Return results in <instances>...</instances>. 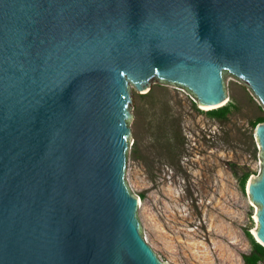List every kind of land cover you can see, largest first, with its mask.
<instances>
[{"label":"water","instance_id":"obj_1","mask_svg":"<svg viewBox=\"0 0 264 264\" xmlns=\"http://www.w3.org/2000/svg\"><path fill=\"white\" fill-rule=\"evenodd\" d=\"M228 77L264 107V0H0V264H164L124 180L129 84L213 110ZM254 136L264 246V122Z\"/></svg>","mask_w":264,"mask_h":264},{"label":"rangeland","instance_id":"obj_2","mask_svg":"<svg viewBox=\"0 0 264 264\" xmlns=\"http://www.w3.org/2000/svg\"><path fill=\"white\" fill-rule=\"evenodd\" d=\"M147 90L129 84L124 170L142 238L164 264H244L254 252L247 234L264 249L252 235L257 206L247 192L262 167L254 126L264 107L235 77L225 80L222 117L179 86L152 80ZM232 166L248 174L243 184Z\"/></svg>","mask_w":264,"mask_h":264},{"label":"trees","instance_id":"obj_3","mask_svg":"<svg viewBox=\"0 0 264 264\" xmlns=\"http://www.w3.org/2000/svg\"><path fill=\"white\" fill-rule=\"evenodd\" d=\"M230 105H224L220 108H217V109H213V110H210L209 113L216 116V117H222L227 111H228V107ZM256 123H255V126L259 123H262L264 122V118L262 117H259L256 119ZM254 126V128H255ZM135 143V142H134ZM134 143L132 144L134 146ZM132 154L135 153V149L132 148V151H131ZM232 174L235 176L236 180L237 181H240L241 184H243L247 178V175L248 174H242V175H238L237 172H236V167L235 166H232L230 168ZM247 237L250 239V242L251 244L253 245V248H254V252L251 253L250 255H243L242 256V261L244 264H257V262L261 259L262 255L264 254V249L258 245L257 243H255L251 236L249 234H247Z\"/></svg>","mask_w":264,"mask_h":264},{"label":"bare ground","instance_id":"obj_4","mask_svg":"<svg viewBox=\"0 0 264 264\" xmlns=\"http://www.w3.org/2000/svg\"><path fill=\"white\" fill-rule=\"evenodd\" d=\"M200 106H201V108L204 109V110H207L208 108H213L212 106H207V107H205L204 105H200ZM214 107H216V106H214ZM255 219H256V217H255ZM255 232H256V229L252 231V235H253V237H256ZM256 240H257V239H256Z\"/></svg>","mask_w":264,"mask_h":264}]
</instances>
